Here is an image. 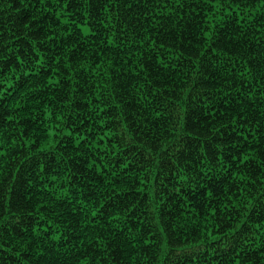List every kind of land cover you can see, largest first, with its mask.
Wrapping results in <instances>:
<instances>
[{
	"label": "trees",
	"instance_id": "obj_1",
	"mask_svg": "<svg viewBox=\"0 0 264 264\" xmlns=\"http://www.w3.org/2000/svg\"><path fill=\"white\" fill-rule=\"evenodd\" d=\"M0 264H264V0H0Z\"/></svg>",
	"mask_w": 264,
	"mask_h": 264
}]
</instances>
